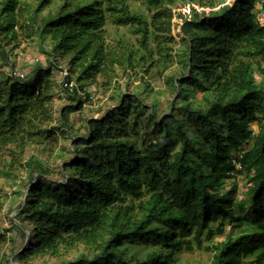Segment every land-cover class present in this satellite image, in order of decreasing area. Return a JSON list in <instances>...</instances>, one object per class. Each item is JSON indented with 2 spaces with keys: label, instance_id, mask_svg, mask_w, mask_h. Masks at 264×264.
Instances as JSON below:
<instances>
[{
  "label": "trees",
  "instance_id": "trees-1",
  "mask_svg": "<svg viewBox=\"0 0 264 264\" xmlns=\"http://www.w3.org/2000/svg\"><path fill=\"white\" fill-rule=\"evenodd\" d=\"M49 1L35 0L34 7L31 0H0V67L10 65L7 45L17 41L29 15L27 36L51 40L52 48L43 49L49 58L69 57L78 84L73 91L63 87L77 101L71 111L91 101L85 86L98 74L109 80L116 66L135 71L143 61L149 74L150 66L172 62V47L163 43L176 42L172 9L185 7L186 0H143L156 10L151 22L125 0H66L40 18ZM191 1L219 8L180 13L178 78L168 82L176 95L162 117L164 101L148 104L141 93H127L103 117L87 122L71 157L60 152V177L38 155L25 161L28 191L11 224L23 240L27 229L33 236L8 264L59 256L78 245L87 251L56 264H179L178 254L195 248L212 252L211 264H264V0ZM109 22L130 25L140 47L121 40L110 45ZM44 70L36 63L25 78H0V170L8 178L17 176V151L54 137L44 127L55 97ZM146 112L161 121L141 149L129 134ZM62 118L65 123V113ZM238 173L245 176L247 203L235 202L236 189L229 187ZM218 235L224 238L216 240Z\"/></svg>",
  "mask_w": 264,
  "mask_h": 264
},
{
  "label": "rangeland",
  "instance_id": "rangeland-1",
  "mask_svg": "<svg viewBox=\"0 0 264 264\" xmlns=\"http://www.w3.org/2000/svg\"><path fill=\"white\" fill-rule=\"evenodd\" d=\"M66 0H50L43 7L40 18L47 17L48 15L55 13ZM74 2L75 0H70ZM107 2V0H105ZM130 8L139 14L145 15L149 22L152 21L156 10L149 8L148 3L143 0H125ZM230 1V0H228ZM34 3V7H37L35 0H31ZM217 2V1H215ZM186 6H177L172 9L173 20L171 33L176 39V42L164 39L163 45L165 47H172V62L166 63V65H153L149 68V74L144 71L149 64L142 62V68L138 67L135 71L116 66L113 73L110 74L112 78H104L101 74L96 76V82L87 84L85 91L91 93V101L86 102L82 110L71 111L69 106L76 105L77 101L72 100L71 97L63 91V74L65 71H69L71 79L74 85L77 84L76 74L70 65L69 57L61 58L60 56H49L44 53L43 49H51V40L41 41V35L37 34L33 37H28L27 33L32 31L31 21L29 15L23 16L24 28L19 29V37L17 41L7 45V50L10 52V65H4L0 67V78L5 75H12V71L29 73L36 63H40L45 69L43 72L45 80H49L53 86L54 99L50 104V110L52 118L44 125L47 129H50L54 134V137L40 138L29 143L25 151L21 154L17 151L16 157H18V163L15 164L13 170L17 175L16 177L8 178L0 170V264H8V261L12 262V255L14 251H17L23 245V242L28 241L33 236L31 230L27 229V237L23 240L21 233L12 228L11 220L16 215V209L21 201L24 200V193H27L28 188H25L29 178L27 177V170L23 167L25 161L32 155H38L45 160V163L53 171V176L60 177L59 169L62 167L63 158L59 157L60 152L63 150L64 158H69L73 155V141L79 139L87 134V122L90 119H100L107 111L115 108L119 105L117 98L124 96L127 93L134 92L136 94L141 93L142 97L148 104H152L154 100L164 101L162 110L159 115L161 117L164 113L170 109V101L175 97V93L172 92V87L169 85V81L176 80L178 78V61L177 56L181 51L180 43L183 38L181 33L182 19L180 13L190 14L192 8L197 9L198 12L218 9L216 7H201L196 2L191 0L185 1ZM257 8H261L258 4ZM166 34H164L165 36ZM107 41L110 45L116 46L121 40L134 49L140 47L138 42L139 35L134 34L133 28L128 26H117L112 22L106 25ZM49 37V36H48ZM150 47L156 51L153 59H157V42L154 39L150 41ZM142 53L145 51L142 49ZM146 53V52H145ZM155 53V52H154ZM55 57V58H54ZM54 59H58L59 68L53 63ZM3 59L0 57V63ZM52 61V62H51ZM151 63V61H150ZM46 69H50L49 73H45ZM264 79V75H259ZM151 85V88H147V82ZM35 86V85H34ZM86 99V95L83 96ZM65 113L67 121L64 123L62 114ZM179 115V114H178ZM181 115V114H180ZM159 117V116H158ZM161 117L158 120H150L148 113L138 118L137 131H132L129 134L131 141L138 147L143 149L146 140L154 136L156 126L155 122H160ZM73 126L74 131H71L69 127ZM258 127H255V133H257ZM82 145H85L82 142ZM251 143L245 145L248 148ZM179 147V145H178ZM237 153V152H236ZM234 153V155L236 154ZM10 160L11 157L7 156ZM240 168V167H239ZM240 170V169H238ZM230 190L236 189L235 202L244 199V203H247L245 197V176L242 173H238L230 182ZM231 228L227 226L225 229V235H230ZM240 229H235L234 234H237ZM223 235H218L216 240H222ZM87 251L84 245H78L73 249H63L59 256L46 255L43 258L29 259L26 264H39L46 262L48 264L59 263L62 259L72 260L78 257L81 253ZM212 252L204 249L195 248L193 251H182L178 254L179 264H211ZM19 264V263H15Z\"/></svg>",
  "mask_w": 264,
  "mask_h": 264
},
{
  "label": "built area",
  "instance_id": "built-area-1",
  "mask_svg": "<svg viewBox=\"0 0 264 264\" xmlns=\"http://www.w3.org/2000/svg\"><path fill=\"white\" fill-rule=\"evenodd\" d=\"M12 75L13 76H17V77H21V78H25V76L27 75V73L25 72H18V71H12ZM71 74L69 71H65L63 74V81L64 82V87H67L70 91H73V89L77 86L74 85V82L72 79L68 80L70 78ZM237 166L241 168L240 163H237Z\"/></svg>",
  "mask_w": 264,
  "mask_h": 264
}]
</instances>
